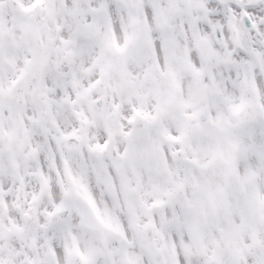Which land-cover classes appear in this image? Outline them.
<instances>
[{
	"label": "snow or ice",
	"instance_id": "obj_1",
	"mask_svg": "<svg viewBox=\"0 0 264 264\" xmlns=\"http://www.w3.org/2000/svg\"><path fill=\"white\" fill-rule=\"evenodd\" d=\"M0 264H264V0H0Z\"/></svg>",
	"mask_w": 264,
	"mask_h": 264
}]
</instances>
